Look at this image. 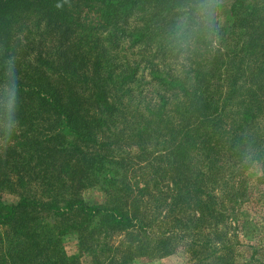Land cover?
I'll return each instance as SVG.
<instances>
[{
  "label": "trees",
  "instance_id": "16d2710c",
  "mask_svg": "<svg viewBox=\"0 0 264 264\" xmlns=\"http://www.w3.org/2000/svg\"><path fill=\"white\" fill-rule=\"evenodd\" d=\"M246 204L264 0H0V264H264L238 253Z\"/></svg>",
  "mask_w": 264,
  "mask_h": 264
},
{
  "label": "rangeland",
  "instance_id": "374dc122",
  "mask_svg": "<svg viewBox=\"0 0 264 264\" xmlns=\"http://www.w3.org/2000/svg\"><path fill=\"white\" fill-rule=\"evenodd\" d=\"M227 5H222L219 11V22L222 25H226L227 22ZM88 199H101V193L99 192H88L85 194ZM6 200H11L7 198ZM240 218V228L236 229L239 231L238 236L240 239V244L238 246V253L241 260L247 259L251 254L250 249H247L249 246L264 247V213L262 211L253 210L251 206L245 205L239 211ZM233 229L235 227H232ZM5 229H1V232H4ZM63 245L68 255H77L79 253L77 237L75 235H68L63 239ZM239 257V258H240ZM84 264H87L88 260L83 259ZM134 264H190L187 256L183 253H178L175 256L163 259V260H154V261H137Z\"/></svg>",
  "mask_w": 264,
  "mask_h": 264
},
{
  "label": "clouds",
  "instance_id": "9594fccd",
  "mask_svg": "<svg viewBox=\"0 0 264 264\" xmlns=\"http://www.w3.org/2000/svg\"><path fill=\"white\" fill-rule=\"evenodd\" d=\"M202 12L205 16V24L206 26L210 25L211 23V17H212V12L210 10V5H205L202 7ZM9 95H8V107L11 110V108L14 106V92L12 91V86L9 85Z\"/></svg>",
  "mask_w": 264,
  "mask_h": 264
}]
</instances>
